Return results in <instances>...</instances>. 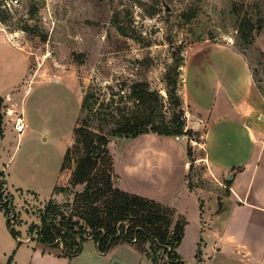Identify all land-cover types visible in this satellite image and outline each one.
Returning a JSON list of instances; mask_svg holds the SVG:
<instances>
[{
    "label": "rangeland",
    "instance_id": "obj_1",
    "mask_svg": "<svg viewBox=\"0 0 264 264\" xmlns=\"http://www.w3.org/2000/svg\"><path fill=\"white\" fill-rule=\"evenodd\" d=\"M246 16L256 22L264 20V0H0V26L13 32L12 40L23 46L30 61L28 64L26 53L0 33V90L7 94L6 88L11 86L9 91L15 94L2 106L3 128L8 124V132L3 140L0 137V143L7 148L5 162L11 159L6 174L0 172V178L7 180L0 179V253L7 252L16 264L14 259L24 253L14 246L30 235L33 225L38 236L37 221L46 203L52 197L61 202L70 197L54 188L70 185L71 170L62 171L61 167L80 114L92 118L94 129L109 133L119 117L114 116L118 107L135 105L130 85L145 80L161 96L167 121L174 127L177 105L184 111L185 130L192 128L187 127L183 72L186 57L199 42H226L244 50L255 69L257 92L264 95L261 31H256L254 42H247L240 30ZM178 61L182 63L176 67ZM170 71L178 79V104L171 101ZM87 94H93V108L81 112ZM17 101L24 110L15 108ZM22 111L30 128L19 135L14 122ZM140 136L135 143V138L111 136L115 168L119 169L127 143L132 142L131 149L143 150L136 160L143 164L152 150L171 146L177 151L184 145L191 163V184L196 182L219 194L227 192L225 177L218 180L201 158L205 153L201 132L192 128L190 133L169 135L151 130ZM170 157L174 162L182 159L176 154ZM144 190L149 194L156 191L150 186ZM157 193H163L161 199L188 220L187 236L176 247L188 260L193 236L221 204L208 192L188 190L180 181L157 189Z\"/></svg>",
    "mask_w": 264,
    "mask_h": 264
},
{
    "label": "crops",
    "instance_id": "obj_2",
    "mask_svg": "<svg viewBox=\"0 0 264 264\" xmlns=\"http://www.w3.org/2000/svg\"><path fill=\"white\" fill-rule=\"evenodd\" d=\"M2 32L8 42L21 53H26L29 64L28 53L12 40L13 32L0 26ZM258 40L264 50V27ZM183 80L187 127L201 132L205 152L201 158L206 160L213 175L218 180L224 176L225 183L232 180L230 185L226 183L227 192L219 194L202 188L196 182L191 184V163L184 145L177 151L171 146L161 147L149 152L144 164L136 161L144 152L140 147L131 149L129 145L140 140L141 136L125 144L121 164L119 169L116 168L119 184L163 201V193L159 195L157 189L168 188L180 181L188 190L191 187L199 193L208 192L212 200L218 199L221 206L212 210L209 220L203 222L205 226L193 236L189 259L180 254L185 264H264V95L257 92L250 58L233 44L202 41L193 46L186 57ZM6 89L7 94L0 90L5 105L9 95L15 98V94L9 91L11 86ZM22 107L17 101L15 108L24 110ZM7 132L8 124H5L1 140ZM5 147V143H0V172L4 174L11 159L9 157L6 162L3 159ZM175 154L182 159L174 162L170 155ZM0 179L6 180L5 176ZM147 186L156 191L149 194L144 190ZM37 223H41L40 216ZM29 232L25 240L14 246L22 248L24 253L14 259L16 264H150L149 260L153 264L129 242L119 243L103 252L89 237L83 242L80 252L70 255L62 251V246L41 242L35 229L31 228ZM9 245L13 248L14 243ZM1 254L0 264H6L9 255L7 252Z\"/></svg>",
    "mask_w": 264,
    "mask_h": 264
},
{
    "label": "trees",
    "instance_id": "obj_3",
    "mask_svg": "<svg viewBox=\"0 0 264 264\" xmlns=\"http://www.w3.org/2000/svg\"><path fill=\"white\" fill-rule=\"evenodd\" d=\"M259 21L249 16L242 19L241 35L247 42H254L256 31L260 32L264 27V20ZM262 53L264 55L263 49ZM181 63L178 61L176 67ZM167 78L171 101L178 104L177 76L170 71ZM130 88L135 105L118 107L114 116L119 117L115 118L109 133L94 129L92 118L80 114L74 128V141L68 147L61 167L62 171L71 170L70 185L54 188V191L68 192L70 197L63 202L52 197L46 203L40 211L37 238L46 245L62 246V251L70 255L80 252L89 237L103 252L119 243L129 242L153 264H185L176 247L185 236L186 216L175 206L123 188L117 180L116 158L110 143L113 135L136 138L151 130L172 135L175 132L190 133L192 128L185 130L184 111L180 112L177 105L172 117L174 127L167 121L163 100L148 81L137 80ZM92 96L84 97L81 112L93 108ZM3 105L4 98L0 97V137L4 135ZM231 182L226 180L228 185ZM80 185L83 187L77 189ZM2 196L0 193L1 200ZM31 228L35 229L34 225ZM6 264H14L13 257Z\"/></svg>",
    "mask_w": 264,
    "mask_h": 264
},
{
    "label": "built area",
    "instance_id": "obj_4",
    "mask_svg": "<svg viewBox=\"0 0 264 264\" xmlns=\"http://www.w3.org/2000/svg\"><path fill=\"white\" fill-rule=\"evenodd\" d=\"M14 127L18 131L19 135L23 134L30 127L23 111L15 118Z\"/></svg>",
    "mask_w": 264,
    "mask_h": 264
},
{
    "label": "water",
    "instance_id": "obj_5",
    "mask_svg": "<svg viewBox=\"0 0 264 264\" xmlns=\"http://www.w3.org/2000/svg\"><path fill=\"white\" fill-rule=\"evenodd\" d=\"M167 9L170 10V7H167ZM82 187H83V185H80V186H78L77 189H81Z\"/></svg>",
    "mask_w": 264,
    "mask_h": 264
}]
</instances>
